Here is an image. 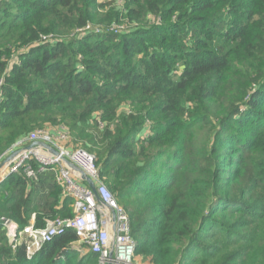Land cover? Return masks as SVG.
I'll return each instance as SVG.
<instances>
[{
	"label": "trees",
	"instance_id": "obj_1",
	"mask_svg": "<svg viewBox=\"0 0 264 264\" xmlns=\"http://www.w3.org/2000/svg\"><path fill=\"white\" fill-rule=\"evenodd\" d=\"M58 126L94 156L136 256L264 264V0H0V155ZM0 187L19 227L73 215L53 169ZM75 241L28 257L0 223V264H98Z\"/></svg>",
	"mask_w": 264,
	"mask_h": 264
},
{
	"label": "built area",
	"instance_id": "obj_2",
	"mask_svg": "<svg viewBox=\"0 0 264 264\" xmlns=\"http://www.w3.org/2000/svg\"><path fill=\"white\" fill-rule=\"evenodd\" d=\"M113 27V30L117 32L124 26ZM68 140L69 133L64 126L52 129L50 127L36 128L18 138L7 151L0 155L1 164L9 155L16 153L3 167L0 182L9 173L18 172L20 169H23L27 176L36 178L37 173L50 168L55 172V179L62 188V194L70 196L73 200V215L49 219L43 227L35 226L33 220L19 227L15 221L0 216V223L6 230L9 242L12 247L23 244L27 256L31 257L55 236L65 233L67 229H72L76 236V245L82 252L90 251L97 254L98 264H141L135 255L136 242L131 235L127 211L102 181L94 156L81 148H70L67 145ZM32 144L33 146L30 147ZM50 149L58 153L54 154ZM62 157L90 177L94 183L95 192L64 165ZM28 159L36 161V169L27 163ZM110 210L114 212V242L111 253Z\"/></svg>",
	"mask_w": 264,
	"mask_h": 264
},
{
	"label": "water",
	"instance_id": "obj_3",
	"mask_svg": "<svg viewBox=\"0 0 264 264\" xmlns=\"http://www.w3.org/2000/svg\"><path fill=\"white\" fill-rule=\"evenodd\" d=\"M30 145V147H32ZM47 147L46 145H44ZM48 148V147H47ZM50 151L54 154H57L58 152L54 149H50ZM16 153H13L9 155L7 158H5L2 163L0 164V168L4 167L15 155ZM62 161L66 167H68L75 175H77L80 179H82L84 182L88 184V186L95 192V186L93 181L88 177L86 174H84L81 170H79L77 167H75L70 161L62 157ZM110 218H111V232H110V253L112 252L113 242H114V231H113V223H114V212L113 210H110Z\"/></svg>",
	"mask_w": 264,
	"mask_h": 264
},
{
	"label": "crops",
	"instance_id": "obj_4",
	"mask_svg": "<svg viewBox=\"0 0 264 264\" xmlns=\"http://www.w3.org/2000/svg\"><path fill=\"white\" fill-rule=\"evenodd\" d=\"M34 216H35V213H32L31 214V217H30V222L33 220L34 221ZM136 258H137V261H139L141 264H153V263H150L149 261V259H147V258H142V257H140V256H136ZM138 262V263H139Z\"/></svg>",
	"mask_w": 264,
	"mask_h": 264
},
{
	"label": "rangeland",
	"instance_id": "obj_5",
	"mask_svg": "<svg viewBox=\"0 0 264 264\" xmlns=\"http://www.w3.org/2000/svg\"><path fill=\"white\" fill-rule=\"evenodd\" d=\"M52 128H53V127H50V129H52ZM67 145L70 147L69 142H67ZM70 148L75 149L76 147H73V146H72V147H70ZM5 173H6V171H5ZM0 190H3V188L0 187ZM121 206H122V205H121ZM149 262H150V261H149ZM150 263H151V262H150Z\"/></svg>",
	"mask_w": 264,
	"mask_h": 264
},
{
	"label": "bare ground",
	"instance_id": "obj_6",
	"mask_svg": "<svg viewBox=\"0 0 264 264\" xmlns=\"http://www.w3.org/2000/svg\"><path fill=\"white\" fill-rule=\"evenodd\" d=\"M2 171H3V167L0 168V174L2 173Z\"/></svg>",
	"mask_w": 264,
	"mask_h": 264
}]
</instances>
